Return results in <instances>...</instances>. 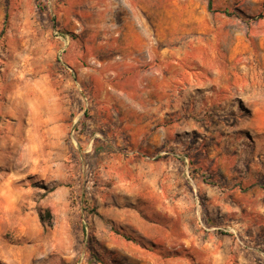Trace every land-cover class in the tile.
I'll use <instances>...</instances> for the list:
<instances>
[{"label":"rangeland","instance_id":"1","mask_svg":"<svg viewBox=\"0 0 264 264\" xmlns=\"http://www.w3.org/2000/svg\"><path fill=\"white\" fill-rule=\"evenodd\" d=\"M0 264H264V0H0Z\"/></svg>","mask_w":264,"mask_h":264},{"label":"trees","instance_id":"2","mask_svg":"<svg viewBox=\"0 0 264 264\" xmlns=\"http://www.w3.org/2000/svg\"><path fill=\"white\" fill-rule=\"evenodd\" d=\"M213 1L214 0H209V9L213 10ZM55 25V19H52ZM75 35V34H73ZM72 201L77 205V206H82L84 211H85V217L87 220V225L90 227L93 225V218L97 212V208H96V198L95 196L90 193V192H86L84 193L83 196H80L77 192V189L74 187L72 189ZM120 233V232H119ZM121 234V233H120ZM124 237H126L127 239L131 240V236L127 235V234H121ZM103 262V259L97 254V253H93L91 256V262Z\"/></svg>","mask_w":264,"mask_h":264}]
</instances>
